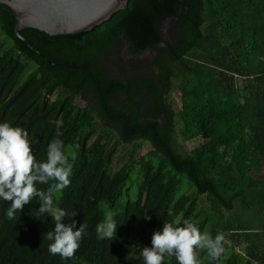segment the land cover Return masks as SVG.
Masks as SVG:
<instances>
[{
    "label": "trees",
    "instance_id": "trees-1",
    "mask_svg": "<svg viewBox=\"0 0 264 264\" xmlns=\"http://www.w3.org/2000/svg\"><path fill=\"white\" fill-rule=\"evenodd\" d=\"M15 25L0 5V123L26 129L38 161L57 138L75 154L54 207L77 212L86 234L74 258L62 259L48 251L54 221L36 217L38 198L14 220L0 200V264H144L142 249L174 219L233 239L215 261L200 250L199 264H264L258 246L237 250L250 233L228 225L237 205L264 214V0H130L76 36H18ZM114 64L126 79L113 75ZM178 135L198 145L185 153ZM142 141L154 149L114 172L118 147L138 152ZM180 177L190 183L181 196ZM106 212L118 224L113 240L97 238ZM164 264L178 262L166 256Z\"/></svg>",
    "mask_w": 264,
    "mask_h": 264
},
{
    "label": "clouds",
    "instance_id": "clouds-1",
    "mask_svg": "<svg viewBox=\"0 0 264 264\" xmlns=\"http://www.w3.org/2000/svg\"><path fill=\"white\" fill-rule=\"evenodd\" d=\"M60 135L57 132V137ZM75 159V154H69L63 141L57 138L48 145L46 161H38L27 130L9 122L0 123V200L10 202L5 216L14 220L17 211L22 212L25 205L38 198L40 206L36 217L47 214L54 221V230L46 234L47 240L52 241L48 251L52 255L59 254L62 259L74 258L86 234L85 226L77 227L73 219L77 212L54 207V195L71 184ZM39 185H48V189L43 190ZM168 215H173L171 210ZM66 218L71 223H65ZM117 227L113 213L106 212L103 221L96 226L97 238L115 239ZM224 243L223 233L212 238L201 232L193 221L174 219L154 232L151 246L144 247L141 255L144 264H164L166 256H174L178 264H199L200 250H207L215 261L225 251Z\"/></svg>",
    "mask_w": 264,
    "mask_h": 264
},
{
    "label": "water",
    "instance_id": "water-1",
    "mask_svg": "<svg viewBox=\"0 0 264 264\" xmlns=\"http://www.w3.org/2000/svg\"><path fill=\"white\" fill-rule=\"evenodd\" d=\"M130 0H0L16 20L15 33L33 29L52 37L88 33L126 10Z\"/></svg>",
    "mask_w": 264,
    "mask_h": 264
},
{
    "label": "rangeland",
    "instance_id": "rangeland-1",
    "mask_svg": "<svg viewBox=\"0 0 264 264\" xmlns=\"http://www.w3.org/2000/svg\"><path fill=\"white\" fill-rule=\"evenodd\" d=\"M150 59H151L150 55L141 56L138 58V61H140L138 63L140 64L144 62L147 63L148 61H150ZM113 62L117 64L118 59L116 57H113ZM116 64H114L112 67V71L114 72L113 75L116 77H119L120 79H126L127 75L122 74L119 71V68H117ZM79 104L83 108L88 106V104L84 101L80 102ZM170 104H171V107L175 111H178V109L180 108V101H179V98L176 92L171 93ZM141 143L143 144V148H141L138 152L134 150V144H127V145L124 144L118 147L116 155L114 157V166H113L114 172L121 169L124 166V164L129 163L132 157H136L137 159H140L142 156L148 154L151 150L154 149V146L151 142L142 141ZM176 144L183 152L189 153L190 150H192L195 146L198 145V142L196 141H191L189 143L184 142L183 139L178 135L176 138ZM180 180L182 182V185H181V191L179 195L181 196V195L186 194L187 190L190 188V183L187 177H180ZM202 203L203 204L206 203L205 198L202 200ZM243 211L247 213V210H243ZM245 213L241 214V216L238 217L241 221H243V223L248 222L247 215ZM224 236H225V241H226V235ZM224 246H225V243H224Z\"/></svg>",
    "mask_w": 264,
    "mask_h": 264
},
{
    "label": "crops",
    "instance_id": "crops-1",
    "mask_svg": "<svg viewBox=\"0 0 264 264\" xmlns=\"http://www.w3.org/2000/svg\"><path fill=\"white\" fill-rule=\"evenodd\" d=\"M262 91H263V98H264V82L262 83ZM264 150V149H263ZM264 157V152H263ZM260 173H264V168ZM261 174V175H262ZM245 209H241L239 205H237L236 209L228 215V225L232 226V228L236 230H247L250 233L248 236L249 238L240 239L239 243L241 245L237 248L238 251H243L249 246H258L261 250H264V214H261L258 209H248L247 213L243 211ZM245 213L247 215V221L243 223L238 217L241 214ZM256 236H262L263 240ZM227 241V242H226ZM225 245L233 241V239L228 240L226 238ZM236 243L238 240L235 241ZM233 244V243H232ZM264 258V255H263Z\"/></svg>",
    "mask_w": 264,
    "mask_h": 264
}]
</instances>
